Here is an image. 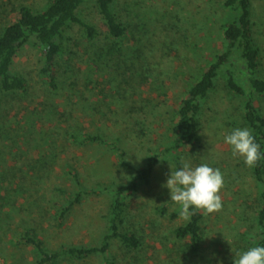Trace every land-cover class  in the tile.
Instances as JSON below:
<instances>
[{
  "label": "rangeland",
  "instance_id": "obj_1",
  "mask_svg": "<svg viewBox=\"0 0 264 264\" xmlns=\"http://www.w3.org/2000/svg\"><path fill=\"white\" fill-rule=\"evenodd\" d=\"M45 1L0 0V28L15 17L9 12L11 4L21 2L39 10ZM3 3H7L5 10L1 7ZM220 3L221 0L115 1L114 11L127 26L124 48L134 56L135 66L138 64L136 52L141 53L142 65H147L149 75L147 82L138 87L143 97L150 101L143 104L147 112L134 113L132 122L142 123L128 131L123 122L127 113L109 114L116 121L114 124V121H106L102 114H89V102L96 99L98 90L88 83L99 77L89 69L92 55L90 57V53L83 50V38L77 27L68 35L67 46L72 55L59 60L56 90L49 89L39 72L41 56L33 45V38L19 50L12 70L26 78L27 90L11 97L2 96L0 148L10 147L16 155L13 154L12 159L6 155L0 171L5 165L13 166L14 163L28 171L18 173L16 178L12 172L0 174V264H22L34 258L33 248L18 242L26 227H35L49 249L67 244H97L105 228L108 204L105 193L84 198L65 225L60 229L54 227L53 205L63 201L59 191L66 194L76 191L68 170L77 169L83 185L97 191L109 184V179L125 183L129 173L117 165L110 153L101 158V147L73 145L68 131L71 127L83 133L103 130L111 137L119 134L120 129L125 130L120 134L119 144L136 167L150 152L169 145L174 135V109L185 89L204 64L223 49L220 25L230 14L222 10ZM250 9L262 50L264 72V0H251ZM81 15L102 33L101 19L91 6L84 8ZM227 70L248 89L244 66L236 52L220 70L214 90L201 100L197 123L199 146L179 152L185 163L193 167L208 164L218 168L224 178L219 190L221 208L211 213L200 210L205 237L199 251L192 253L187 250L185 241H174L172 229L183 221L182 217L170 220L154 211L170 198L163 185L172 165L165 158L156 166L151 184L141 186L128 200L125 226L141 235L142 246L127 252L114 241L109 254L115 257L116 264H234L237 253L245 245L243 240H253L252 229L246 238L244 236L253 224L257 188L247 165L225 164L219 158L221 152L230 151L223 137L229 130L241 128L239 124L238 127L229 124V120L241 122L242 98L224 89ZM255 104L264 113V98L257 97ZM173 209L168 207V211ZM100 263L99 256H94L86 261L64 264Z\"/></svg>",
  "mask_w": 264,
  "mask_h": 264
},
{
  "label": "trees",
  "instance_id": "obj_2",
  "mask_svg": "<svg viewBox=\"0 0 264 264\" xmlns=\"http://www.w3.org/2000/svg\"><path fill=\"white\" fill-rule=\"evenodd\" d=\"M115 1L46 0L39 10H34L21 2L11 4L9 12H12L15 17L5 22L0 28V108L3 104L2 96L11 97L27 90L26 78L14 72L12 66L19 50L31 38L41 56L40 74L50 90L57 89L56 70L59 60L69 59L72 55L67 46L68 35L74 27H77L83 38V50L90 53V57L92 55L89 69L99 77L93 83L92 81L88 83L93 84L94 89L98 90L96 99L93 98L89 102L88 108L91 111L89 114H102L106 121H114L112 123L114 124L116 121L111 119L109 114L124 115L127 113L128 120L123 121L126 125L125 130L128 131L134 125L141 126L142 122L138 120L132 122L131 118H134L132 116L134 113L145 112L143 104L147 105L150 102L138 91L139 85L146 83L149 78L148 67L142 65L139 51L136 52L138 64L135 66L134 56H131L130 51L125 50L123 40L127 26L114 11ZM88 6H91L100 17L104 28L102 33L96 25L82 18L81 11ZM220 6L225 13L230 14V18L220 25L224 42L223 49L216 52L212 60L204 64L185 89L178 106L174 109L172 126L174 135L169 145L150 152L145 156L144 162L136 167L127 159L125 149L119 144L120 134L125 130L120 129L119 134L111 137H108L103 130H98L96 133H83L76 127H71L68 131L69 140L73 145L101 147V158L106 153H110L117 165L129 173L125 183H115L109 179L110 183L108 182L109 184H105L97 191L83 185L77 169L71 167L68 170L76 191L71 194L59 191L63 196V201L55 202L53 205L55 208L51 219L54 227L60 229L65 225L84 198L96 195L98 192L105 193L108 196L107 212L104 215L105 228L97 244H67L49 249L35 227H26L19 235L18 242L32 247L34 258L23 261L22 264H64L65 262L86 261L94 256H99L100 264H116L115 257L109 254L114 241L118 242L124 251L138 250L143 243L141 235L132 227L125 226L128 200L138 193L141 186L151 184L153 173L160 160L167 158L172 165V171H175L185 163L179 152L186 149L194 150L199 146L197 123L201 111V100L207 98L214 90L219 80L220 70L229 63L231 56L236 52L244 66L248 89L240 83L234 73L229 70L225 72L224 89L242 98V113L239 115L241 122L229 120L230 123H227L234 127H238L239 124L241 128L249 129L259 145L261 156L251 165L246 164L243 157L234 156L231 150L221 152L219 158L225 164L247 165L257 188L253 224L247 228L245 236L243 235L246 238L247 233L252 229L253 240L244 239L245 245L241 251L253 246H264V113L255 104L257 97L264 98L262 50L255 34V23L250 11L251 0H221ZM1 7L5 10L7 3H3ZM100 36H103L101 40ZM134 97L137 99L135 100ZM230 132L231 130L228 133ZM13 154L16 155L10 147L0 148V166L6 155H10L12 159ZM27 171L14 163L13 166L5 165L0 174L4 176L12 172L13 177L16 178L18 173L22 174ZM170 206L174 209L168 211ZM181 210V206L170 198L154 209L160 216H166L170 220L183 218V221L172 229L173 239L179 243L185 241L187 250L197 253L205 237L203 214L200 210L193 209L191 218L185 219L181 215Z\"/></svg>",
  "mask_w": 264,
  "mask_h": 264
},
{
  "label": "clouds",
  "instance_id": "obj_3",
  "mask_svg": "<svg viewBox=\"0 0 264 264\" xmlns=\"http://www.w3.org/2000/svg\"><path fill=\"white\" fill-rule=\"evenodd\" d=\"M223 141L232 154L243 157L246 164H253L261 156L259 145L247 128H234L223 137ZM223 183V174L218 168L205 163L194 167L184 163L177 170L170 171L163 186L168 189L170 199L181 206V215L190 219L193 209L211 213L221 208L219 190ZM234 264H264V246L240 251Z\"/></svg>",
  "mask_w": 264,
  "mask_h": 264
}]
</instances>
